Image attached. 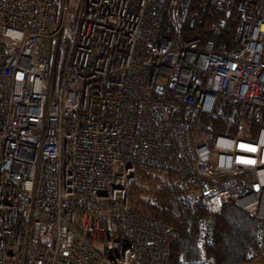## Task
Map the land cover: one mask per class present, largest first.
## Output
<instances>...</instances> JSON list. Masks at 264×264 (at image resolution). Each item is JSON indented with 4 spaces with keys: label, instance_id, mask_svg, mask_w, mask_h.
I'll use <instances>...</instances> for the list:
<instances>
[{
    "label": "built area",
    "instance_id": "2783aa9c",
    "mask_svg": "<svg viewBox=\"0 0 264 264\" xmlns=\"http://www.w3.org/2000/svg\"><path fill=\"white\" fill-rule=\"evenodd\" d=\"M70 2L0 0V264H170L178 232L130 207L140 167L237 204L264 259V0ZM214 117L254 138L207 140Z\"/></svg>",
    "mask_w": 264,
    "mask_h": 264
},
{
    "label": "trees",
    "instance_id": "16d2710c",
    "mask_svg": "<svg viewBox=\"0 0 264 264\" xmlns=\"http://www.w3.org/2000/svg\"><path fill=\"white\" fill-rule=\"evenodd\" d=\"M71 26V25H70ZM1 97V93H0ZM257 127L232 123L219 117L207 119L203 136L210 140L218 135L234 138H254L251 132ZM134 212L158 220L178 232L171 248L170 264H256L251 260L255 251L257 221L247 215L237 204L213 214L202 201L188 199L175 174L164 169L139 168V181L130 195ZM212 215L217 227L215 242L208 251L211 262L201 261L198 239L202 222Z\"/></svg>",
    "mask_w": 264,
    "mask_h": 264
},
{
    "label": "rangeland",
    "instance_id": "374dc122",
    "mask_svg": "<svg viewBox=\"0 0 264 264\" xmlns=\"http://www.w3.org/2000/svg\"><path fill=\"white\" fill-rule=\"evenodd\" d=\"M80 0H71L69 5V13H68V20L71 21L74 18L75 12L77 10V5ZM68 21V22H69ZM256 264H264V259L260 260Z\"/></svg>",
    "mask_w": 264,
    "mask_h": 264
}]
</instances>
